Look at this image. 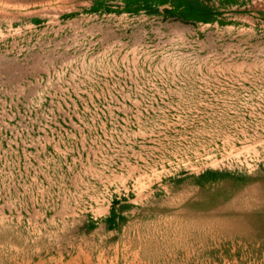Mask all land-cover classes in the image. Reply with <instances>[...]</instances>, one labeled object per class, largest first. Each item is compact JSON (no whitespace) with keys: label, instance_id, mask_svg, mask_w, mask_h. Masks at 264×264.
<instances>
[{"label":"rangeland","instance_id":"rangeland-1","mask_svg":"<svg viewBox=\"0 0 264 264\" xmlns=\"http://www.w3.org/2000/svg\"><path fill=\"white\" fill-rule=\"evenodd\" d=\"M0 264H264V0H0Z\"/></svg>","mask_w":264,"mask_h":264}]
</instances>
